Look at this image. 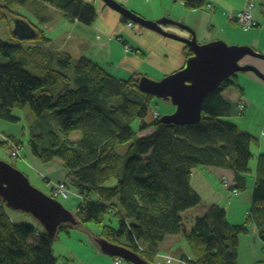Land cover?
<instances>
[{
  "label": "trees",
  "instance_id": "obj_1",
  "mask_svg": "<svg viewBox=\"0 0 264 264\" xmlns=\"http://www.w3.org/2000/svg\"><path fill=\"white\" fill-rule=\"evenodd\" d=\"M40 1L84 25L96 19V10L84 0ZM174 1L191 10L209 5L207 0ZM10 13L8 5H0V20ZM121 20L127 22L124 17ZM17 22L16 34L24 25ZM24 28L28 40L41 41L43 47L0 42V60H6L0 63V120L18 122L12 115L16 108L28 107L36 117L57 111L59 130L35 136L45 147L39 150L31 141V150L43 164L60 161L69 189L82 203L73 214L76 225H61L49 237L43 228L39 232L31 225L11 222L0 199V264H56L52 245L59 235L87 224L100 227L94 238L127 248L150 264L161 244L180 234L193 257L180 258L187 264H237L238 240L248 233L250 223L256 224L264 241V156L258 158L245 224L230 225L225 211L216 206L196 216L190 232L183 222L184 214L201 203L189 182L194 169L231 171L235 182L231 192L245 190L240 176L250 173L251 146L258 141L226 121L234 106L220 96L235 85L236 75L207 95L197 124H162L161 116L154 118L150 113L154 97L137 87L139 77L122 81L88 58L54 54L46 49L49 42L40 31ZM184 54L186 59L193 56L187 46ZM134 121L138 132L130 127ZM74 133L79 138L69 140ZM111 181L115 185L106 186ZM110 216L117 220V229L107 225L105 219Z\"/></svg>",
  "mask_w": 264,
  "mask_h": 264
},
{
  "label": "crops",
  "instance_id": "obj_2",
  "mask_svg": "<svg viewBox=\"0 0 264 264\" xmlns=\"http://www.w3.org/2000/svg\"><path fill=\"white\" fill-rule=\"evenodd\" d=\"M114 1L146 21L156 22L166 19L189 27L195 34L196 42L199 45L215 42L224 44L225 42L226 46L229 44L238 47H249L264 55V0H254L252 17L257 26L253 30L244 33L241 32L234 22L228 19V15L230 13L236 14L243 10L246 0H207L212 9L206 7L197 10L188 9L184 3L174 0ZM89 3L96 10V19L91 25H84L77 20L71 19L60 9L40 0H0V5H8L12 12L6 20H2L6 21V24L10 28L16 29L18 27L17 21H20L29 29H36L41 32L43 38L49 42L46 48L48 51L54 54L69 55L74 60L82 57L88 58L103 67L108 74L116 79L126 81L134 77H145L159 82L167 76L185 68L187 59L184 54V44L157 34L154 31L141 28L128 20L126 23L122 22V16L114 10L107 8L99 0H89ZM128 23H132L133 27L129 28L127 26ZM24 25L21 24L22 28H20L21 31L17 32L18 34H12L13 38L11 41H13V44H21L24 47L40 45L41 41L28 40L26 36L28 32L24 28ZM161 29L166 33L174 34L184 39L191 38L188 32L173 25L162 26ZM124 47L129 49L128 53L125 52ZM244 59V65H253L264 74V61L260 63L251 57H245ZM1 62L2 60H0ZM243 74L242 79L237 78L238 74H236L235 85L224 90L220 95L236 109L239 104L244 103L246 107H250L253 102L251 95L247 91V89H250L246 87L247 84L252 85V89L255 92L264 93V83L261 80L251 73ZM164 101L170 102L169 100ZM152 112L160 116L150 108V113ZM169 112L173 114L175 108L173 110L169 108ZM232 112L236 113L237 111L233 109ZM252 112L253 109L248 112V115ZM1 135H9L14 138L17 136V133L10 126V123L0 120ZM261 137H263V134L260 135L259 140ZM258 143L259 148H261L256 152L258 156L257 162L250 164V161V173L240 176L245 184V190L242 192L232 194L231 191L235 186V182L234 174L231 171L210 167L196 168L192 171L189 180L190 186L201 200V206L199 205L197 206L199 208H194L196 209L195 213L202 210L205 214L210 207L216 206L225 211L226 220L230 225L240 226L245 224L247 221L246 215L250 212L252 204L258 158L259 156H264L262 138ZM2 145L4 144L0 137V160L5 161V158L10 153ZM251 154L254 157L252 151ZM62 169L65 171L64 177L62 178L58 175L53 182H49L51 186L49 197H52L53 187L57 183L67 179V172L63 167ZM224 183L227 186H224ZM70 191L74 200H66L68 203L66 206H63L74 214L79 211L80 206L79 202H76L75 199L80 201V198L73 190ZM190 217L187 214L186 219ZM11 222L17 224L20 221L12 219ZM78 230L83 231L85 228L82 227ZM37 231L42 232V227H38ZM82 233L75 234L73 231L65 233L69 238L68 253H60L59 256L64 254L66 262L55 257L56 248L54 244L52 245V254L56 259V264H123V260L113 257H110L113 258V260H110L108 256L102 254L98 245L94 246L92 243H89L86 235ZM72 235L76 236L72 238ZM58 240L61 243L60 237ZM171 240L172 237L167 238L160 247L164 251H168L169 244L172 242ZM173 245L174 238L171 246ZM86 248L90 252L89 255L86 254ZM185 252L186 250L181 247L178 248L177 253H175L176 256L173 257L167 253L160 252L158 255L156 254L151 264H154L159 257L161 259L157 263L160 262V264H166L170 260L178 263L179 260L181 261V257L191 259L189 258L191 255L188 256ZM248 252L252 255L249 260L250 264H264L259 262V253L253 249L248 250ZM237 257L239 258V254Z\"/></svg>",
  "mask_w": 264,
  "mask_h": 264
},
{
  "label": "water",
  "instance_id": "obj_3",
  "mask_svg": "<svg viewBox=\"0 0 264 264\" xmlns=\"http://www.w3.org/2000/svg\"><path fill=\"white\" fill-rule=\"evenodd\" d=\"M107 8L117 12L135 25L156 32L187 46L193 56L187 59L185 68L159 82L145 77L136 83L145 95L169 100L175 107L171 115L161 117L162 124L186 126L197 124L202 118V105L208 94L216 91L222 82L232 75L251 73L264 83V74L253 65H240L245 57L264 61V55L248 47H228L221 42L199 45L189 27L170 20L150 22L126 10L114 0H99ZM173 25L191 35L184 39L164 32L161 27ZM0 199L7 208L32 216L49 237H54L61 225H76L74 215L58 200L35 189L23 173L4 161H0ZM102 254L118 258L129 264H150L127 248L113 245L103 239H95Z\"/></svg>",
  "mask_w": 264,
  "mask_h": 264
},
{
  "label": "rangeland",
  "instance_id": "obj_4",
  "mask_svg": "<svg viewBox=\"0 0 264 264\" xmlns=\"http://www.w3.org/2000/svg\"><path fill=\"white\" fill-rule=\"evenodd\" d=\"M238 27L240 28L241 32H243V33L248 32V30L244 31L240 26H238ZM14 30H15V28H10L6 24V21L0 20V42L6 43L9 45H14L13 41H11V39L13 38L12 33ZM251 30H253V29H251ZM251 30H249V31H251ZM224 44H225V42H224ZM228 45L229 44H227V46ZM229 47H238V46L229 45ZM240 48H243V47H240ZM1 60H2V62H1L2 64L6 63L5 59L1 58ZM244 60H246V59H244ZM244 60L240 64L244 65L243 64ZM253 60L260 62V63H263V61H261V60H256V59H253ZM26 69L29 72L33 73L32 68L29 67ZM243 75H244L243 73L238 74L237 78L242 79ZM245 76H246V74H245ZM149 80H151V79H149ZM151 81H154V80H151ZM246 87L250 88V89H247V91L253 99L251 106L250 107L247 106L244 109L243 115H241L239 112H236V113L233 112V115L230 116L229 118H227L226 120L228 122L234 124L237 127L239 132L247 133V134L251 135L252 137L257 138L258 142H260L261 138H262V142L264 143V93L255 92L252 89L253 86L250 84H247ZM37 96H38V94H37ZM149 106L154 111H156L161 117L166 116V115H171L170 112L168 113L169 108H171L172 110H173V108H175L174 106L171 105L170 102H167V101H164L161 99H156V98H153L151 100ZM234 109H235V111H237L236 108H234ZM252 109H253V112L250 115H248V112ZM245 113H246V115H245ZM12 115L18 120V122H16V123L8 122V123H10V126H12L15 129L17 136H15L14 138H13V136H9V135H6V136L17 141L21 145L20 158H12L9 155L5 158L4 162L8 163L13 168H15L16 170L23 173L25 175V177L28 179L31 186H33L35 189L42 192L43 194L49 196L51 194V186L49 185V182L50 181L53 182L54 179H56L55 177H57L58 175H60V177L63 178L65 171H63L62 166L60 164V161L58 159H55L52 162L46 163V164L41 163L38 160V158H36L32 153L31 141L34 142V144L36 145V147L39 150H41L45 147L42 144V142H40V143L36 142L34 137L40 136V135H45L48 131L57 132L59 130L57 111L56 110L48 111V112L44 113L42 116L36 117L35 115L32 114V112L30 111V109L28 107H24V108L14 109L12 111ZM130 127L133 129L134 132H138L139 124L137 121H134L131 123ZM261 134H263V137H261L259 140V137ZM78 138H79V134H77V133L71 134L68 137V139L71 141L77 140ZM2 146H4L8 150V152L10 153L9 147H7L6 145H2ZM260 148H259V143L257 146H252L251 151H252L254 157L252 158L250 164L257 162L258 156H257L256 152ZM0 161H3V160H0ZM41 166H43V167H41ZM114 185H115V182L111 181L106 186L111 187ZM70 200H74L72 198V194H70L68 197V201H70ZM58 201L62 205H65V206L68 203L66 200H63V199H60ZM75 201L79 202V204H80V201L78 199H75ZM197 208H199V207H197ZM195 210L196 209L193 208V209L188 210L185 213V217L187 216V214L191 216L190 218H187V219L185 218L183 220L184 227H185L187 232H190V230L192 229L194 218L196 216L202 217L204 215V212H202V210L198 211L197 213H195L196 212ZM4 211L11 220L14 219V221H20V222H17V224H28V225H31V226L37 228V229H38V227L40 228L39 223L32 216H30L27 213H23L21 211H14V210L7 208L6 206H4ZM17 219H19V220H17ZM105 220L107 221V225L117 229V220L116 219H114L112 216H110V217H106ZM108 221H110V222H108ZM246 228H247L248 233L241 235L239 237V240H238L237 253L239 254V258L237 257V264H250L249 260L252 257L251 253L248 252V250H250V249H253L257 253H259V255H260L259 262L264 263V241L260 238V235L258 234V229L256 227V224H254V223H250V225L247 224ZM255 228H256L257 234L255 231ZM73 232H75V234H81V232H83L82 234L86 235L88 242L92 243L94 246H96L95 239L93 236L99 235L101 232V229L97 225L87 224L85 226V230L81 231V230L76 229ZM74 236H76V235H72V238H74ZM59 237L62 240L61 243L58 239L53 243L54 247L56 248V252H55L56 256L55 257L57 259H60V260H63L64 262H66V259L63 256L64 254H61L62 256H59V255H60V253H68L69 238L66 236L65 233H61L59 235ZM173 238H174V245L171 246L173 243ZM171 241L172 242L169 244L168 251H164L162 249V247H159L157 255H158V253L161 252V253H167L168 255L173 257V256H176L175 253H177L178 248L181 247V248L186 250L185 253L188 254V256L191 255V257H189V258H191V260L193 259L192 253H191L189 247L187 246V244L184 240L183 234L177 235V237H172ZM86 254L87 255L90 254V252L88 251L87 248H86ZM108 258H110V257H108ZM159 259H161V258L159 257L157 259V261H159ZM110 260H113V258H110ZM157 261H155L154 264H160V262L157 263ZM176 263H177L176 261L170 260L166 264H176ZM123 264H127V263L123 262ZM177 264H187V263L179 260Z\"/></svg>",
  "mask_w": 264,
  "mask_h": 264
},
{
  "label": "built area",
  "instance_id": "obj_5",
  "mask_svg": "<svg viewBox=\"0 0 264 264\" xmlns=\"http://www.w3.org/2000/svg\"><path fill=\"white\" fill-rule=\"evenodd\" d=\"M84 2L88 3L89 0H84ZM254 6V0H246V4L245 7L243 8V10L239 11L236 14H232L230 13L228 15V19L231 22L236 23L238 26H240L244 31H249L251 29H254L257 26V23L253 20L252 17V9ZM209 9H212V7L210 5L207 6ZM127 26L129 28L133 27L132 23H128ZM125 48V52L128 53L129 49L127 47ZM246 108V105L244 103L240 104L238 106V111L239 113H243L244 109ZM153 117L156 118L157 114L154 113ZM1 140L2 143L4 145H6L7 147L10 148V156L12 158H20V151H21V145L18 147L16 146V143H18L17 141L11 139L10 137H6L4 135H1ZM16 142V143H15ZM69 185V180L66 179L65 181L59 182L57 183L53 189H52V198L59 200V199H63V200H68L69 195L71 194V191L68 187ZM224 186H227L226 183H224ZM233 194H236V191L232 192ZM80 198V205L82 203V198ZM80 209V206H79ZM141 251V249H140ZM119 263V262H117Z\"/></svg>",
  "mask_w": 264,
  "mask_h": 264
},
{
  "label": "bare ground",
  "instance_id": "obj_6",
  "mask_svg": "<svg viewBox=\"0 0 264 264\" xmlns=\"http://www.w3.org/2000/svg\"><path fill=\"white\" fill-rule=\"evenodd\" d=\"M15 143H16V142H15ZM16 146H18V147H19V146H20V145H19V143H16Z\"/></svg>",
  "mask_w": 264,
  "mask_h": 264
}]
</instances>
